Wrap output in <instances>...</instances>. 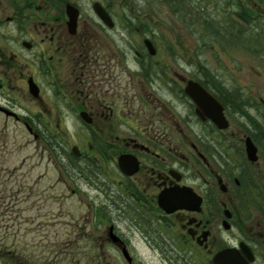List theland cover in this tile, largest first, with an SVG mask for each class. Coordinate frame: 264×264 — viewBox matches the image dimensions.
I'll use <instances>...</instances> for the list:
<instances>
[{
    "label": "flooded vegetation",
    "instance_id": "1",
    "mask_svg": "<svg viewBox=\"0 0 264 264\" xmlns=\"http://www.w3.org/2000/svg\"><path fill=\"white\" fill-rule=\"evenodd\" d=\"M43 1L36 6L42 13L39 44H23V38L0 46V240L10 242L6 264H148L119 222L129 225L131 235L139 232L162 263L214 264L219 251L234 248L248 264H264V97L254 90L245 97L233 87L232 69L220 56L239 44H201L197 58L176 54L175 45L164 53L154 44L151 55L145 44H111L116 28L94 17L96 30L82 12L71 33L66 6L73 2ZM100 1L125 33V0L117 11ZM223 1L247 34L256 28L264 37V0H214L216 9ZM13 2L8 21L19 24L26 9ZM188 19L184 25L192 30L196 20ZM229 22L215 25L232 42L239 31ZM257 45L250 47L263 52L264 44ZM191 87L223 105L226 128L197 112ZM248 136L256 159L247 153ZM85 172L103 176L86 179L103 189L99 204L76 185ZM48 173L55 179L49 187ZM58 186V194L48 192ZM164 191L168 205L177 207L170 213L160 202ZM65 197H76L86 213L47 217L48 202Z\"/></svg>",
    "mask_w": 264,
    "mask_h": 264
},
{
    "label": "rangeland",
    "instance_id": "2",
    "mask_svg": "<svg viewBox=\"0 0 264 264\" xmlns=\"http://www.w3.org/2000/svg\"><path fill=\"white\" fill-rule=\"evenodd\" d=\"M76 3L82 11L83 20L88 22V24L94 25L93 18L96 17L93 9L92 3L94 0H71ZM106 1V0H105ZM112 2V8L117 11L119 9L118 0H107L106 2ZM129 1V0H128ZM131 1V0H130ZM136 2L131 4L133 8V13L136 15V23L138 27L142 28V32L139 34L134 31L129 32L126 26V32L123 33V29L120 26V21L116 26V29L110 33L109 40L111 44H143L144 36H149L152 38L154 43L165 51L166 47L174 46V51L176 54L190 56L197 58L202 56L201 44L208 42V44H239L237 46H226V50L222 51L220 56L224 59V66L229 70L232 69L234 74V86L238 87L239 90L243 89V96L248 97L249 91L254 90L255 95L264 97V51L258 52L256 49H252L253 45L245 46L243 44H264V40H255L252 34H240L236 38L231 40L226 37V32L220 33L211 38V34L207 32V28H200L202 20L211 22L212 24H228L231 17H234L235 9L227 4V1H223L222 8L216 9L214 0H184L185 9L180 13L176 14L173 12L163 1L161 0H135ZM217 1V0H216ZM16 4V3H15ZM45 5L43 0H33V4L23 10V14L26 19L19 24L16 21H8V17H13V8L9 0H0V14H2L1 19L3 21L0 24V46L4 47L9 44H21L23 38L27 40H32L35 44H39L40 41V29H41V19L42 13L36 8V6ZM25 6V5H24ZM138 12L136 14V9ZM21 9H19L20 11ZM126 12H130V9L126 8ZM132 13V17L133 16ZM51 16H54V10H51ZM187 17L194 22V28L190 30L184 25V19ZM89 19V20H88ZM188 19V20H189ZM90 21V23H89ZM126 24V22H125ZM137 25V24H136ZM209 27V24H207ZM200 29L202 31H200ZM204 30V31H203ZM206 33V35H205ZM256 44V45H255ZM260 46V45H259ZM19 49L18 46H15ZM185 53L183 54L182 52ZM26 54L27 51H24ZM166 53V51L164 52ZM210 56V53H207ZM254 66L256 69L262 71V77H258L254 71L251 69ZM260 90V93H256ZM247 93V94H246ZM237 120L240 123H244L246 130L248 132H253V128L249 126L248 118L236 115ZM86 173V174H85ZM82 173V178L76 183L80 186V190L88 197V200L94 201V204H99L102 201L99 192H103V189H98L96 185L90 187L87 184V177L89 180L95 179L96 181L102 179L101 177L90 176L88 172ZM47 185L48 187L54 182V177L51 173L47 174ZM88 180V181H89ZM101 183V182H99ZM74 186V185H73ZM62 193L66 196H70V190H67L62 186ZM59 186L52 191V195L59 193ZM86 202V201H85ZM86 205H83L81 201L77 200L76 197L63 198L61 201L54 202L50 200L47 204L46 215L47 217L55 218L57 216L67 218L69 216H81L86 213ZM6 211V210H4ZM114 212H118L114 209ZM121 230L125 232V235L130 237L133 244L140 253V256L145 259L148 264H166L161 262L160 254L155 252H149L145 247V242L141 239V235L137 234L131 235L128 233L130 231L129 225L119 222ZM6 241L0 240V245H6ZM83 240L79 241L80 246L83 244ZM82 248V247H81ZM0 264H6L0 259Z\"/></svg>",
    "mask_w": 264,
    "mask_h": 264
},
{
    "label": "water",
    "instance_id": "3",
    "mask_svg": "<svg viewBox=\"0 0 264 264\" xmlns=\"http://www.w3.org/2000/svg\"><path fill=\"white\" fill-rule=\"evenodd\" d=\"M93 9L95 13L97 14V16L101 19V21L106 26H108L109 28H113L115 26V22H114L112 15L102 5L101 2L99 1L94 2ZM67 15H68V27L70 29V32L76 33L78 19L80 16V10L74 5L68 4L67 5ZM144 43L146 44L151 54H156V48L154 46L153 41L150 38H145ZM24 44H31V43L25 41ZM30 90L34 95H37L39 91L38 86L33 81V79L30 80ZM190 90H191L192 97L195 99L198 105L197 112L200 115H207L211 117L217 124H219L223 128H226L229 125V122L224 115L222 105L218 103L214 97H212L204 89H200V91H198L194 89L193 87H191ZM246 148H247V153L250 156V158L256 159L257 147L254 144L250 136L246 138ZM125 160H127L126 157H122L120 159V163L123 164ZM136 170H137V167L134 166L133 168L131 167L129 171L130 173H132ZM169 201L170 199L168 197V192L166 191L162 192L160 195V202L163 205L164 210L168 213L177 209V207H170L168 205ZM213 263L214 264H248L246 260L240 257V255L238 254V251L234 248H228V249L219 251L214 256Z\"/></svg>",
    "mask_w": 264,
    "mask_h": 264
},
{
    "label": "trees",
    "instance_id": "4",
    "mask_svg": "<svg viewBox=\"0 0 264 264\" xmlns=\"http://www.w3.org/2000/svg\"><path fill=\"white\" fill-rule=\"evenodd\" d=\"M166 1L167 2L172 1L173 3H177V0H166ZM23 2H27V1L26 0L25 1L24 0H16V1H14L13 2L14 3V5H13L14 8H16L18 10L19 9L23 10V9L27 8L28 6H26V5L24 6L23 5ZM135 2H136L135 0H131V1L130 0L129 1L128 0H125V8L130 9V12H127L126 17H125L126 18L127 28H128V30H129L130 33H132V32L135 31L134 25L137 24V27H138V23H136V21H135L136 20V15L131 10V6H132L131 4H133ZM108 4L110 6L113 5L111 1L108 2ZM174 10L178 11L179 9L174 7ZM135 11H136V14H137L138 8ZM132 13H133V16H135V17H132ZM23 15H24L23 13H20L19 14V21L20 22H22V19L24 18ZM239 17L242 19V21L244 23L245 22L250 23L249 22L250 20H249V18L247 16H241V14H239ZM229 23H230V25H232V28L233 29H236L237 28V31H239L240 34H243V32H245L246 29H247V27H245L244 24L241 23L240 20H236L234 18H231ZM223 29H224V27L221 26V25H210L207 28V31L214 37V36L219 35L220 33H222V31H224ZM250 33L252 34V37H254V41L255 40L259 41V31L256 28H252L250 30ZM263 40H264V38H263ZM243 115L248 116V112L247 111H244L243 112Z\"/></svg>",
    "mask_w": 264,
    "mask_h": 264
}]
</instances>
